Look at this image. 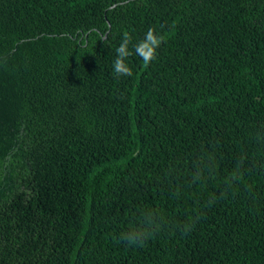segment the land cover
I'll return each instance as SVG.
<instances>
[{
    "label": "trees",
    "instance_id": "obj_1",
    "mask_svg": "<svg viewBox=\"0 0 264 264\" xmlns=\"http://www.w3.org/2000/svg\"><path fill=\"white\" fill-rule=\"evenodd\" d=\"M0 264H264V0H0Z\"/></svg>",
    "mask_w": 264,
    "mask_h": 264
},
{
    "label": "clouds",
    "instance_id": "obj_2",
    "mask_svg": "<svg viewBox=\"0 0 264 264\" xmlns=\"http://www.w3.org/2000/svg\"><path fill=\"white\" fill-rule=\"evenodd\" d=\"M131 36L128 32L123 33L122 41L120 45L116 48V59L113 62V70L117 78L121 76H131V68L125 64V59L132 55L129 50V44L131 43ZM163 42V38L155 34L154 29L149 28L146 32L143 40L139 41L134 45V50L136 55H138L145 67L152 63L157 58V48ZM129 245L139 243L142 245L143 241L140 239L138 234H128L124 237Z\"/></svg>",
    "mask_w": 264,
    "mask_h": 264
},
{
    "label": "water",
    "instance_id": "obj_3",
    "mask_svg": "<svg viewBox=\"0 0 264 264\" xmlns=\"http://www.w3.org/2000/svg\"><path fill=\"white\" fill-rule=\"evenodd\" d=\"M112 7H115V5H114V6H112Z\"/></svg>",
    "mask_w": 264,
    "mask_h": 264
}]
</instances>
